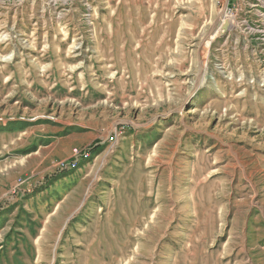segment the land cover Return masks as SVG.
<instances>
[{"label":"rangeland","instance_id":"374dc122","mask_svg":"<svg viewBox=\"0 0 264 264\" xmlns=\"http://www.w3.org/2000/svg\"><path fill=\"white\" fill-rule=\"evenodd\" d=\"M225 1L0 0V264L264 263L213 207L264 197V7Z\"/></svg>","mask_w":264,"mask_h":264},{"label":"crops","instance_id":"0c3cea01","mask_svg":"<svg viewBox=\"0 0 264 264\" xmlns=\"http://www.w3.org/2000/svg\"><path fill=\"white\" fill-rule=\"evenodd\" d=\"M216 197L221 199L213 206L220 213L217 225L222 233L218 234L228 243L234 241V252H241L248 263L252 258L264 259V197L244 187L216 193Z\"/></svg>","mask_w":264,"mask_h":264},{"label":"built area","instance_id":"2783aa9c","mask_svg":"<svg viewBox=\"0 0 264 264\" xmlns=\"http://www.w3.org/2000/svg\"><path fill=\"white\" fill-rule=\"evenodd\" d=\"M242 1H246V0H242ZM228 2H229V0H226V1H225V7H224V10H225V11H224V15H227L226 17H227V18L230 20V22L232 23V20H231L232 17H231V15H230V9H229V3H228ZM251 5H252V4H251ZM224 22H227V21H223V22H222V24L220 25V29H221V30H223V29L221 28V26L223 25ZM231 23H230V25H231ZM227 24H228V22H227ZM228 28H229V24H228ZM228 28H227V29H228ZM227 29H226V30H227ZM74 152H75V155H76V154H77V151H74ZM84 156H86V155H84ZM75 162H76V161H75ZM75 162H73L70 166H68L67 169L73 167V164H74Z\"/></svg>","mask_w":264,"mask_h":264},{"label":"bare ground","instance_id":"6f19581e","mask_svg":"<svg viewBox=\"0 0 264 264\" xmlns=\"http://www.w3.org/2000/svg\"><path fill=\"white\" fill-rule=\"evenodd\" d=\"M254 1H256L257 3H260L263 7H264V0H254ZM261 6V7H262ZM259 15H261V14H259ZM227 15H224L223 16V21H227L228 22V24H229V27H230V20L226 17ZM222 32V31H221ZM85 157V156H84ZM19 165V164H18Z\"/></svg>","mask_w":264,"mask_h":264},{"label":"water","instance_id":"95a60500","mask_svg":"<svg viewBox=\"0 0 264 264\" xmlns=\"http://www.w3.org/2000/svg\"><path fill=\"white\" fill-rule=\"evenodd\" d=\"M221 28H222L223 30H226V29L228 28V24H227V22H224L223 25L221 26Z\"/></svg>","mask_w":264,"mask_h":264}]
</instances>
